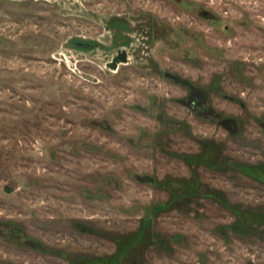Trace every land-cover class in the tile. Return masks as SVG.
Returning a JSON list of instances; mask_svg holds the SVG:
<instances>
[{
  "label": "rangeland",
  "instance_id": "rangeland-1",
  "mask_svg": "<svg viewBox=\"0 0 264 264\" xmlns=\"http://www.w3.org/2000/svg\"><path fill=\"white\" fill-rule=\"evenodd\" d=\"M0 264H264V0H0Z\"/></svg>",
  "mask_w": 264,
  "mask_h": 264
},
{
  "label": "water",
  "instance_id": "water-1",
  "mask_svg": "<svg viewBox=\"0 0 264 264\" xmlns=\"http://www.w3.org/2000/svg\"><path fill=\"white\" fill-rule=\"evenodd\" d=\"M117 58L118 59L120 58V60H125L126 56L124 50L122 51L121 54H118V56L113 57L112 61L108 62V65L114 68L116 66Z\"/></svg>",
  "mask_w": 264,
  "mask_h": 264
}]
</instances>
